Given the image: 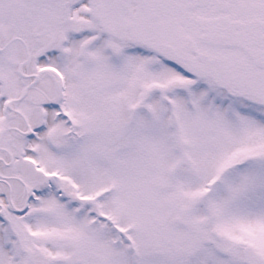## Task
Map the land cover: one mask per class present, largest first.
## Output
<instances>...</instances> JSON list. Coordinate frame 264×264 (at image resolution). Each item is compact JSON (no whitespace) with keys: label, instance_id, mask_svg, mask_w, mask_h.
<instances>
[{"label":"snow or ice","instance_id":"snow-or-ice-1","mask_svg":"<svg viewBox=\"0 0 264 264\" xmlns=\"http://www.w3.org/2000/svg\"><path fill=\"white\" fill-rule=\"evenodd\" d=\"M0 264H264V0H0Z\"/></svg>","mask_w":264,"mask_h":264}]
</instances>
